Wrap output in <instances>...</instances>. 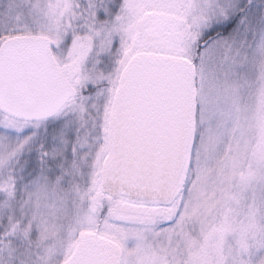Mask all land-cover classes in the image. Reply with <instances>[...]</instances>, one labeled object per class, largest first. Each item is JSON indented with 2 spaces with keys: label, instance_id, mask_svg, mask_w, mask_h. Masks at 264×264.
Wrapping results in <instances>:
<instances>
[{
  "label": "snow or ice",
  "instance_id": "1",
  "mask_svg": "<svg viewBox=\"0 0 264 264\" xmlns=\"http://www.w3.org/2000/svg\"><path fill=\"white\" fill-rule=\"evenodd\" d=\"M0 264H264V0H0Z\"/></svg>",
  "mask_w": 264,
  "mask_h": 264
}]
</instances>
